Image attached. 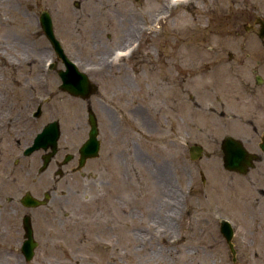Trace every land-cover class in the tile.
<instances>
[{
    "label": "rangeland",
    "instance_id": "rangeland-1",
    "mask_svg": "<svg viewBox=\"0 0 264 264\" xmlns=\"http://www.w3.org/2000/svg\"><path fill=\"white\" fill-rule=\"evenodd\" d=\"M220 1L0 0L3 85L10 75L30 74L36 101L59 119L60 142L77 145L86 136L85 109L95 100L59 89L53 69L42 74L44 58L56 56L39 24L41 9L49 11L56 36L90 80L96 75L85 65L96 62L97 54L137 42L127 61L101 74L103 95L112 96L115 86L106 71L134 78L133 67L136 80L146 77V139L133 134L127 151L117 154L116 148L117 155L97 173L90 160L84 175L52 174L47 226L55 248L44 261L36 254L31 264H220L213 238L223 214L219 176L213 173L217 186L206 194L200 172L206 158L191 159L188 148L193 141L204 145L203 111L188 118L193 107L212 102L202 90L209 80L224 82L217 70L196 72L214 55L206 43L218 37ZM56 66L62 67L61 61ZM42 76L48 89L38 87ZM115 95L121 97L116 107L125 110L127 94ZM112 114L117 117L118 111Z\"/></svg>",
    "mask_w": 264,
    "mask_h": 264
},
{
    "label": "flooded vegetation",
    "instance_id": "flooded-vegetation-1",
    "mask_svg": "<svg viewBox=\"0 0 264 264\" xmlns=\"http://www.w3.org/2000/svg\"><path fill=\"white\" fill-rule=\"evenodd\" d=\"M220 4V26L214 32L218 37L208 38L206 43V49L214 55L209 56L204 70L196 72L215 74L217 70L224 82L219 85V77L218 85L216 79L209 80L202 91L209 101L213 98L212 102L202 109L193 107L188 118L191 122L203 111L204 145H200L201 153L195 159L206 158L200 171L206 194L217 186L213 183V173L219 176L216 182L222 197L218 209L223 214L218 216V235L213 238L219 245L220 264H264V149L261 147L264 140V0H221ZM224 46H229L228 51L219 53L225 51ZM55 56L53 72L59 77L65 67ZM98 56L96 62L85 65L89 73L96 75L90 80V95L95 101L86 106V136L77 145L60 142L59 119L46 115L42 102L36 101V86L30 74L10 75L9 85L7 82L3 85L0 70V264H31L36 254H42L44 261L55 248L51 246L47 226L52 174L84 175L90 160L97 173L114 155L127 151L133 134L140 140L146 139V106L142 102L146 77L139 76L136 80L138 71L133 67L130 75L134 78L122 76L118 70L106 71L107 78L115 82L112 96L105 92L103 95L100 87L104 70L124 63L132 52ZM74 57L80 61L79 56ZM57 60L62 67L56 66ZM1 62L0 56V68ZM41 71L45 75L51 69ZM188 76L193 78L194 74ZM38 85L49 88L44 76ZM117 91L127 94L125 110L115 105L116 100H121L120 94L115 95ZM195 108L199 110L194 111ZM117 111L116 117L112 113ZM89 114L96 126L98 149L81 161L79 150L88 137ZM52 120H57L60 128L53 155L49 130L43 132V139H36L37 133ZM193 144L198 143L193 141ZM80 162L83 163L80 165ZM225 219L231 225L229 238L228 230L222 227Z\"/></svg>",
    "mask_w": 264,
    "mask_h": 264
},
{
    "label": "water",
    "instance_id": "water-1",
    "mask_svg": "<svg viewBox=\"0 0 264 264\" xmlns=\"http://www.w3.org/2000/svg\"><path fill=\"white\" fill-rule=\"evenodd\" d=\"M42 27L46 31V34L52 44L54 45L55 49L58 51L60 55L63 56L64 61L66 64L71 68L72 73L68 71L62 73V84L61 87L67 89L72 94H78L81 93L83 95H87L90 92V83L88 82V79L84 73H81L77 70L74 65L68 61L65 56L62 53V50L59 46L58 41L54 38L51 28V20L49 15L46 11H42V17H41ZM89 121H90V130H89V138L84 142L82 147L80 148L82 159L87 155H92L93 152H95V149L97 147V143L93 146V142L96 141L95 133H96V127L95 124L91 118V115H89ZM50 142H51V154L54 153L56 150V139L58 137L59 131H58V124L56 121L51 122L50 124ZM37 140L43 139V133H40L37 137ZM262 148L264 149V142L261 144ZM197 151H199V148H196ZM222 227L226 228L228 230L227 236L228 238L231 236L230 233V225L228 221L222 220Z\"/></svg>",
    "mask_w": 264,
    "mask_h": 264
}]
</instances>
